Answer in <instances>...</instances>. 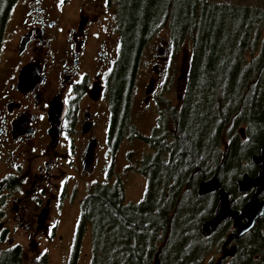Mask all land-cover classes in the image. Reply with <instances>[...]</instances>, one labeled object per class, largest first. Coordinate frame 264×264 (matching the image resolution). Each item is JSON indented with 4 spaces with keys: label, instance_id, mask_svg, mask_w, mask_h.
<instances>
[{
    "label": "flooded vegetation",
    "instance_id": "obj_1",
    "mask_svg": "<svg viewBox=\"0 0 264 264\" xmlns=\"http://www.w3.org/2000/svg\"><path fill=\"white\" fill-rule=\"evenodd\" d=\"M72 1L18 0L0 19V264H51L50 247L70 261L85 233L93 245L94 212L86 218L83 208L91 191L143 170L131 151L148 138L133 116L138 72L131 89L129 76L114 74L122 45L116 0H84L78 8ZM152 42L157 58V32ZM155 74L157 64L142 90L147 108L157 103ZM263 220L240 236L233 220L213 264H238L241 238ZM216 231L206 238L219 242Z\"/></svg>",
    "mask_w": 264,
    "mask_h": 264
},
{
    "label": "rangeland",
    "instance_id": "obj_2",
    "mask_svg": "<svg viewBox=\"0 0 264 264\" xmlns=\"http://www.w3.org/2000/svg\"><path fill=\"white\" fill-rule=\"evenodd\" d=\"M209 1L264 10V0ZM83 2L73 0L72 7H83ZM169 43L168 30H164L157 37V58L152 42L141 59L132 108L135 123L148 138L131 144V151L134 157L140 155L144 166L142 172L139 167L136 172L129 170L121 183H111L116 191L112 221L96 264H152L159 252L161 264H213L234 225L228 219L218 228L214 236L219 242L213 236L206 238L202 226L216 210L218 193L202 194V184L217 177L239 212L254 191L239 192L238 182L245 175L258 174L259 165L253 158L264 144V27L236 44L228 65L211 69L188 94L184 85L191 45L185 43L174 51L168 49ZM159 46L165 51L159 52ZM154 64L157 103L147 108L142 90ZM160 98L184 108L176 134L168 129ZM207 165L191 181L196 170ZM260 225L241 238L243 253L238 264H264V220ZM91 242L92 235L85 233L70 261L64 249L57 252L50 247L49 261L92 264ZM48 246L45 241L38 244L44 252ZM254 254L258 261L252 260Z\"/></svg>",
    "mask_w": 264,
    "mask_h": 264
},
{
    "label": "trees",
    "instance_id": "obj_3",
    "mask_svg": "<svg viewBox=\"0 0 264 264\" xmlns=\"http://www.w3.org/2000/svg\"><path fill=\"white\" fill-rule=\"evenodd\" d=\"M18 0H0V19L6 18L8 9ZM116 23L121 34V53L116 62L115 77L129 76V87L135 83L142 55L157 32V37L168 30L174 51L190 43L191 54L185 74L186 94L197 87L211 69L229 63L230 50L264 27V10L223 4L209 0H116ZM127 72H123L124 68ZM120 94L121 90L115 88ZM167 112V126L176 134L183 117V107L172 106L165 98L159 99ZM135 130V129H134ZM140 137V136H138ZM143 139H147L143 137ZM199 167L196 175L206 171ZM115 189L101 186L91 191L84 201V215L92 212L93 263H97L103 240L112 221V203ZM118 206L116 205V209ZM154 262V261H153Z\"/></svg>",
    "mask_w": 264,
    "mask_h": 264
},
{
    "label": "water",
    "instance_id": "obj_4",
    "mask_svg": "<svg viewBox=\"0 0 264 264\" xmlns=\"http://www.w3.org/2000/svg\"><path fill=\"white\" fill-rule=\"evenodd\" d=\"M164 42V39H161ZM240 132L243 134L244 129ZM92 150V147H89ZM253 160L258 163L259 171L255 177L245 175L242 180L238 182L239 191L245 194L249 193L252 189L254 193L249 197L248 202L245 204L241 212L233 209L234 201L230 192L224 188L219 179L214 177L201 186V193L218 192V204L213 216L208 219L202 226V231L205 235H209L216 231L226 220L232 218L235 221L236 228L238 229V236L243 235L251 230L256 221L264 214V202L260 201L261 196L264 194V144L258 156ZM234 238L231 236L228 243ZM152 264H160L159 255L155 256Z\"/></svg>",
    "mask_w": 264,
    "mask_h": 264
}]
</instances>
